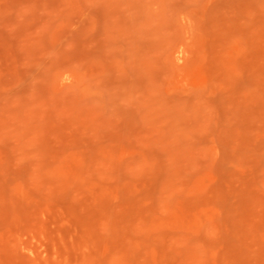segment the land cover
I'll return each mask as SVG.
<instances>
[{
	"label": "rangeland",
	"instance_id": "obj_1",
	"mask_svg": "<svg viewBox=\"0 0 264 264\" xmlns=\"http://www.w3.org/2000/svg\"><path fill=\"white\" fill-rule=\"evenodd\" d=\"M0 264H264V0H0Z\"/></svg>",
	"mask_w": 264,
	"mask_h": 264
}]
</instances>
